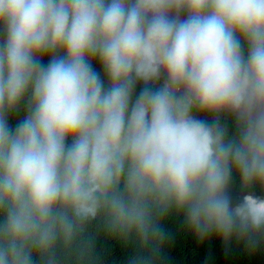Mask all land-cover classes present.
Instances as JSON below:
<instances>
[{"label":"clouds","instance_id":"obj_1","mask_svg":"<svg viewBox=\"0 0 264 264\" xmlns=\"http://www.w3.org/2000/svg\"><path fill=\"white\" fill-rule=\"evenodd\" d=\"M257 187L264 0H0V264H159L172 215L252 251Z\"/></svg>","mask_w":264,"mask_h":264},{"label":"trees","instance_id":"obj_2","mask_svg":"<svg viewBox=\"0 0 264 264\" xmlns=\"http://www.w3.org/2000/svg\"><path fill=\"white\" fill-rule=\"evenodd\" d=\"M48 62V57L43 58ZM93 69L98 72L101 79L107 84L103 70L98 61L93 62ZM141 85H137L134 98L139 94ZM25 109L13 113L8 123L11 128L24 118ZM200 115V114H198ZM201 118L208 121L211 116L204 114ZM222 123L227 125L228 135L231 137L236 129L231 121L225 120ZM255 195H264V190L259 187L254 189ZM229 195L233 204L239 201L243 195L240 190L239 177L234 174L230 186ZM165 232V239L161 251L159 264H264V241L249 251L245 244L235 239L227 244L220 238L212 236L204 240L198 239L193 232L187 229L184 217L172 215L162 223ZM97 264H129L131 257L135 254L133 245L124 246L115 239H110L101 231L96 240Z\"/></svg>","mask_w":264,"mask_h":264},{"label":"water","instance_id":"obj_3","mask_svg":"<svg viewBox=\"0 0 264 264\" xmlns=\"http://www.w3.org/2000/svg\"><path fill=\"white\" fill-rule=\"evenodd\" d=\"M181 18H184L183 16Z\"/></svg>","mask_w":264,"mask_h":264}]
</instances>
